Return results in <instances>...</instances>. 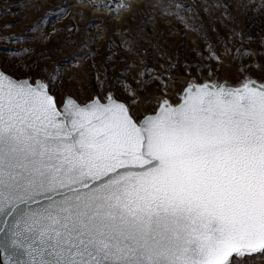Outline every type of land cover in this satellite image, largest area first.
Here are the masks:
<instances>
[{
    "label": "snow or ice",
    "instance_id": "6c2138e0",
    "mask_svg": "<svg viewBox=\"0 0 264 264\" xmlns=\"http://www.w3.org/2000/svg\"><path fill=\"white\" fill-rule=\"evenodd\" d=\"M52 12L0 27V264H264V46L196 28L207 56L113 74L133 42L90 20L51 46ZM69 48L76 72L54 59Z\"/></svg>",
    "mask_w": 264,
    "mask_h": 264
},
{
    "label": "rangeland",
    "instance_id": "374dc122",
    "mask_svg": "<svg viewBox=\"0 0 264 264\" xmlns=\"http://www.w3.org/2000/svg\"><path fill=\"white\" fill-rule=\"evenodd\" d=\"M98 3L121 6L117 10L114 7L96 6ZM150 3H156L157 6H147ZM160 4H170L173 9L177 5L182 6L180 15L188 17L187 21L174 13L162 14ZM64 5H70L67 14L57 18L55 8ZM5 6L9 10L0 12V27H9L16 33H27L31 22L52 8L53 12L47 17L46 30L56 28L59 31L52 38L51 46L60 43L65 35L64 29L73 23L78 26V30L73 29L76 35L84 30L90 20L100 21L94 24L91 29L93 32L104 27L115 28L117 45L127 38L135 47L132 52H125L118 46L113 47L114 55L110 60L113 74L130 61L138 62L133 65V71L141 70L145 65L156 70L167 65L169 59L184 62L199 60L201 57L198 54L207 56L206 42L196 28L207 31L217 48H222L224 41H217L215 38H230L234 31L237 35L232 39L233 46L241 49H259L264 46V0H0V9ZM224 6H227L228 15H225ZM80 9H83V14L78 11ZM5 21L8 22L7 25H4ZM189 24H194L195 28L188 27ZM40 26L45 27L44 21H41ZM110 34L111 32H105L101 38ZM11 47L10 44L0 42V58ZM72 51L73 48L58 50L54 56V59L65 65L67 72L78 71L67 63ZM61 57L64 59H60ZM81 76L83 78L77 77L69 87L74 93L79 88L83 94H88L96 87L95 75L89 71Z\"/></svg>",
    "mask_w": 264,
    "mask_h": 264
}]
</instances>
